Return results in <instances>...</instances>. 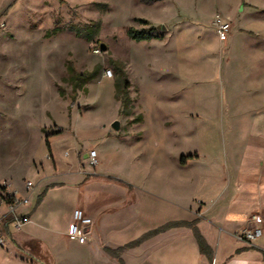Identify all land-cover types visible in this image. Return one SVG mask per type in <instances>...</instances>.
I'll use <instances>...</instances> for the list:
<instances>
[{
	"label": "rangeland",
	"instance_id": "obj_1",
	"mask_svg": "<svg viewBox=\"0 0 264 264\" xmlns=\"http://www.w3.org/2000/svg\"><path fill=\"white\" fill-rule=\"evenodd\" d=\"M139 18L164 38L131 40L129 28L150 27ZM221 23L230 25L225 40L218 35ZM96 24L93 40L77 34ZM101 44L107 45L105 52ZM68 63L83 79L90 76L76 93L66 80ZM118 67L130 82V115L122 113L116 98ZM115 121L119 131L112 128ZM213 150L221 153L218 164L230 189L261 184L264 0H0V184L31 198L45 180L39 174L45 168L50 173V166L57 173L99 171L120 175L142 195L159 198L171 218L197 197L213 200L218 215L236 214L217 205L226 195L207 177V163L198 178L176 165L180 154L185 165L191 157L187 166L196 167ZM92 151L98 164L89 168ZM61 163L68 168L62 170ZM89 180L77 184L80 191L106 181ZM27 181L34 185L32 193L25 189ZM113 190L119 200L121 193ZM75 199L72 188L54 194V203L24 231L55 248L60 264H113L61 231ZM194 202L200 214L204 203ZM77 208L95 218L97 229L105 215L121 207L93 201ZM124 213L114 218L115 225L136 230L144 225L136 207ZM256 214L262 216L261 209L250 219ZM239 233L226 234L223 245Z\"/></svg>",
	"mask_w": 264,
	"mask_h": 264
},
{
	"label": "crops",
	"instance_id": "obj_2",
	"mask_svg": "<svg viewBox=\"0 0 264 264\" xmlns=\"http://www.w3.org/2000/svg\"><path fill=\"white\" fill-rule=\"evenodd\" d=\"M142 119V117H141ZM145 122V121H144ZM144 124V123H143ZM50 150V149H49ZM214 150L208 154V159H203L202 163L196 167H188L187 164L193 162L191 157L188 158L187 164L181 155L177 156L176 165L179 169H191L193 177L196 173L203 174L201 168L207 163V177L215 181L221 191L226 196H222L220 202L224 207H228L231 213L218 215L213 207V200L204 199L203 197L192 198L186 210L177 214L175 218L165 216L163 213L167 208L165 204L160 202L159 198L150 195H142L133 183L120 175H108L96 171V173H88L86 175L68 174L66 172H56L50 166V173L42 172L39 178L44 175L45 180H40L38 193L30 198V204L26 207H21L19 213L26 218V222L22 229L13 231L11 228V238L5 247L0 246V264H60L57 261V250L47 247L45 241L32 233L25 232L24 228L35 222L40 213L48 206L49 203H54L53 196L65 188H72L76 194L73 209H71L63 222L62 232L66 235L69 225L72 221L73 213L77 207H88L90 202H95L96 206L102 204L120 205L121 208L116 209L113 213L105 215L101 219L99 228L96 229V221L94 220V231H89L90 240L85 244H77L84 246L88 253H95L103 258H107L110 263L121 264V262L106 251V248L116 250L133 241L138 240L144 234L155 230L170 222H193L196 221V226L206 240L211 250V255L203 254L200 251L199 244L194 236L193 230L189 227L178 226L162 231L154 236H151L140 244L127 248L120 254L123 264H264V175L261 184L250 182L241 189H230L225 185L223 180V171L219 168V160L221 153L213 155ZM74 163L75 160L71 159ZM87 166L92 168L88 159ZM100 165V164H99ZM62 170H66L68 166L61 163ZM47 167V166H46ZM199 174V176H202ZM72 177L67 180L66 177ZM97 177V181L102 178V185L99 184L93 187L88 185L85 191H80L77 184H85L89 182V178ZM194 180V178H192ZM5 186L9 193L15 194L18 197H23L21 191L11 184H0ZM110 186V187H109ZM118 186V187H115ZM121 193L122 197L116 199L113 189L115 188ZM121 188V189H120ZM41 191V192H40ZM105 191L112 193L109 196H101ZM44 197L40 204L36 206L37 200L41 194ZM140 195V196H139ZM199 199L204 204L200 214L196 212L199 208L194 200ZM118 201V202H117ZM125 204L123 205V203ZM212 204V205H211ZM139 206V207H138ZM216 206V204H215ZM136 207L139 215L137 221H142L144 225L139 229H131L130 225L125 227L115 225L116 217L124 216V212ZM261 209L263 236L250 245L237 238L232 240L226 246L223 245V237L226 234H237L245 229L246 226L252 225L250 215ZM7 210L5 204L0 203V215H3ZM87 213V212H86ZM124 213V214H123ZM90 215V214H88ZM97 214H95V217ZM91 218H93L90 215ZM115 218V219H114ZM8 231L7 223L4 226V232ZM99 232V233H98ZM104 241V245L100 244V236ZM67 236V235H66ZM74 242V241H71Z\"/></svg>",
	"mask_w": 264,
	"mask_h": 264
},
{
	"label": "built area",
	"instance_id": "obj_3",
	"mask_svg": "<svg viewBox=\"0 0 264 264\" xmlns=\"http://www.w3.org/2000/svg\"><path fill=\"white\" fill-rule=\"evenodd\" d=\"M229 30V23H221L218 29L219 38L221 40H225ZM107 76H112L111 70L107 71ZM97 164V152L92 151L89 157V165L94 167ZM2 187L5 186H0V203L5 204L7 210L3 215H0V246L5 247L12 235L11 228L9 226H12L13 231H19L26 222V218L19 213V209L30 204V196L25 195L23 197H18L15 194L9 193L6 187V191L4 192ZM25 189L26 191L32 193L34 190L33 183L27 181L25 183ZM7 194L13 195L12 201L7 202ZM250 222L252 225H248L245 229H243L241 233L238 234L237 238L248 244H253L263 236V218L261 215L256 214L253 215ZM6 223L8 231L4 232V226ZM93 225V219L84 210L77 208L73 213L72 221L66 235L70 241L85 244L90 240L89 231ZM213 264H215V261Z\"/></svg>",
	"mask_w": 264,
	"mask_h": 264
},
{
	"label": "trees",
	"instance_id": "obj_4",
	"mask_svg": "<svg viewBox=\"0 0 264 264\" xmlns=\"http://www.w3.org/2000/svg\"><path fill=\"white\" fill-rule=\"evenodd\" d=\"M137 22L145 25V26H150V23L146 19H136ZM78 35H83L86 37L88 40H93L94 36L98 33L99 31V25H92L90 27H87L85 30L84 29H76ZM127 36L136 42H142V41H151L154 39L162 40L164 38L163 34H160L157 32V29L155 27L150 26L149 28H142V29H135V28H129L127 30ZM67 82L73 86L74 92L78 89L83 90L84 89V84L87 82L88 79H83L84 75L81 73H78L72 63L67 64ZM118 76L119 80L115 83L116 87V98L120 101L121 107H122V113L125 115H130L131 114V107H132V100L129 96V88H130V82L127 77V73L125 70L121 67H118ZM139 120H141V116L138 117ZM3 191H6L5 187H2ZM44 197V193L41 194L37 200L36 206L40 204ZM13 195L7 194V202L12 201ZM178 226H185L189 227L193 230L194 236L199 244L200 251L203 254L206 255H211V250L210 247L208 246L206 240L200 233L199 229L196 226V221L193 222H170L167 223L166 225H163L155 230H152L143 236H141L138 240L133 241L123 247H120L116 250H111L109 248H106V251L111 254L112 256L116 257L121 264H123L122 259L120 258V254L126 250L127 248L136 246L146 240L147 238L154 236L155 234H158L162 231H165L169 228L172 227H178Z\"/></svg>",
	"mask_w": 264,
	"mask_h": 264
},
{
	"label": "water",
	"instance_id": "obj_5",
	"mask_svg": "<svg viewBox=\"0 0 264 264\" xmlns=\"http://www.w3.org/2000/svg\"><path fill=\"white\" fill-rule=\"evenodd\" d=\"M107 45H105V44H101V50L102 51H106L107 50ZM112 128L114 129V130H116V131H119L120 130V123L118 122V121H115V122H113L112 123Z\"/></svg>",
	"mask_w": 264,
	"mask_h": 264
}]
</instances>
